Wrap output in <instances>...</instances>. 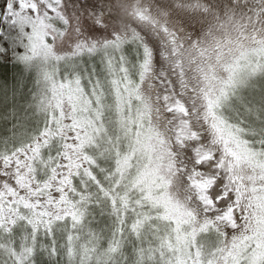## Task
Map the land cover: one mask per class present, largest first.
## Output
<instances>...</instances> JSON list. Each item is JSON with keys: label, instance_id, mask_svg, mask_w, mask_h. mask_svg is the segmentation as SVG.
Wrapping results in <instances>:
<instances>
[{"label": "snow or ice", "instance_id": "snow-or-ice-1", "mask_svg": "<svg viewBox=\"0 0 264 264\" xmlns=\"http://www.w3.org/2000/svg\"><path fill=\"white\" fill-rule=\"evenodd\" d=\"M0 264H264V0H0Z\"/></svg>", "mask_w": 264, "mask_h": 264}]
</instances>
